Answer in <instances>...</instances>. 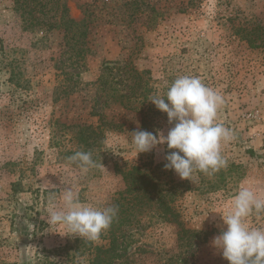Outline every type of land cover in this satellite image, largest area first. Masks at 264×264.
Segmentation results:
<instances>
[{"label":"rangeland","instance_id":"rangeland-1","mask_svg":"<svg viewBox=\"0 0 264 264\" xmlns=\"http://www.w3.org/2000/svg\"><path fill=\"white\" fill-rule=\"evenodd\" d=\"M40 1L0 0V264H92L113 215L135 264L264 253V48L246 39L264 40V0ZM16 6H63L64 28L40 44ZM117 166L216 232L187 246L155 204H125Z\"/></svg>","mask_w":264,"mask_h":264},{"label":"trees","instance_id":"trees-1","mask_svg":"<svg viewBox=\"0 0 264 264\" xmlns=\"http://www.w3.org/2000/svg\"><path fill=\"white\" fill-rule=\"evenodd\" d=\"M36 2L41 1L36 0ZM15 10L21 13L26 32L42 33L41 37L36 38L37 42L40 44H43V42L47 40L50 33L64 28L63 16L59 19L56 16L60 11L64 12L63 6H16ZM66 38L67 36H64V39ZM246 39L253 48H264V40H262L260 44H257V38H255V36H253V38L247 36ZM72 50L77 56L73 62L75 64L73 65L77 68H85L84 61L86 55L89 53V49L84 43H75L73 44ZM105 70H107V68ZM10 81H15L16 85L19 83L15 71H12ZM76 83H78V81H76ZM94 135L98 139V133L96 132L95 134L94 131ZM251 153L254 155L255 152L252 151ZM116 171L122 176L126 185L128 197L123 196L121 198L125 201V204L128 205L132 203V207H142L147 203L155 204L158 208L160 218L168 222L176 223L182 228V233L184 234L182 240L185 241L186 245L188 243L187 246H192L195 241L206 242L208 237L216 232L215 230L211 233L198 232L183 228V224L180 222L179 215L174 207L175 199L173 197L178 187H174L175 192H173L174 194L172 197L170 194L171 188L166 189L151 173L143 170L140 166H132L128 169L117 166ZM221 177L223 178L221 182H224L226 177L223 171ZM181 185L179 187L183 186ZM114 207H119V203ZM121 214L124 215V211L121 212ZM120 216L121 218H119V215H113L110 222H106L107 225L103 226L102 230H104V233L102 232L100 235L104 240L109 241V243L106 246H99L95 249V257L92 260V264H135L129 250L128 239L130 237L126 232V221L128 218H126V216ZM170 264L193 263L178 257L176 260H172ZM228 264H264V253H257L238 247L234 253L232 262Z\"/></svg>","mask_w":264,"mask_h":264}]
</instances>
